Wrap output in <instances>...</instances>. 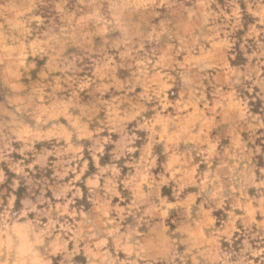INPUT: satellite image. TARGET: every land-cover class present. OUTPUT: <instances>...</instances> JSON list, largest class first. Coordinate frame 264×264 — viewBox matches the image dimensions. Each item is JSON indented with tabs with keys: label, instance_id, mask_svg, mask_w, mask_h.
<instances>
[{
	"label": "clouds",
	"instance_id": "obj_1",
	"mask_svg": "<svg viewBox=\"0 0 264 264\" xmlns=\"http://www.w3.org/2000/svg\"><path fill=\"white\" fill-rule=\"evenodd\" d=\"M0 264H264V0H0Z\"/></svg>",
	"mask_w": 264,
	"mask_h": 264
}]
</instances>
